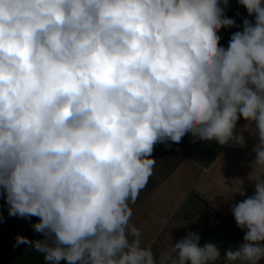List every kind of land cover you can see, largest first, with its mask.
<instances>
[{"label":"clouds","instance_id":"clouds-1","mask_svg":"<svg viewBox=\"0 0 264 264\" xmlns=\"http://www.w3.org/2000/svg\"><path fill=\"white\" fill-rule=\"evenodd\" d=\"M238 3L254 22L238 26L228 0H0V189L17 227L38 217L43 237L17 230L13 247L46 264H157L129 207L154 148L243 147L248 131L254 195L231 207L246 231L225 258H264V2ZM221 28L240 29L226 48ZM174 249L178 264L220 256L196 233Z\"/></svg>","mask_w":264,"mask_h":264},{"label":"crops","instance_id":"crops-1","mask_svg":"<svg viewBox=\"0 0 264 264\" xmlns=\"http://www.w3.org/2000/svg\"><path fill=\"white\" fill-rule=\"evenodd\" d=\"M246 123L240 118L236 131ZM240 134L245 138L243 147L228 143L213 153L202 150L189 138L180 149L154 148L153 175L129 207L130 222L140 231L138 243L144 251L152 252L157 264H163L165 254L172 253L169 258H175V243L188 233L199 235L200 246H217L220 256L208 264H252L243 258H225L227 250L238 249L246 231L237 227L231 207L254 195L255 187L248 176L258 137L248 131ZM220 154L221 164L217 163ZM237 180L243 181L244 196L237 192ZM128 239L134 241L136 237L129 235ZM258 264H264V258Z\"/></svg>","mask_w":264,"mask_h":264},{"label":"trees","instance_id":"trees-1","mask_svg":"<svg viewBox=\"0 0 264 264\" xmlns=\"http://www.w3.org/2000/svg\"><path fill=\"white\" fill-rule=\"evenodd\" d=\"M264 2V0H262ZM225 14L235 20L238 26L242 25V19L247 18L250 22H254V16H249L246 9L238 3V0H228V7L225 9ZM240 30L239 28H221L217 35L220 37L219 44L221 46L227 47L228 40L231 34L234 31ZM240 121L238 119L237 123ZM190 140H193L199 148L209 152H215L217 147L221 145L217 144L215 141L211 142H203L198 140L193 136L188 137ZM7 205L3 198L2 189H0V209L5 208ZM23 219V218H22ZM27 222H30V225L25 228H21L18 230L24 234L23 236L26 237L29 241L36 240V239H43L40 233H36L33 231L31 224L38 222V217H30L29 219H24ZM20 221V220H19ZM24 222V221H23ZM19 232V233H20ZM21 235V234H19ZM10 239V238H9ZM7 244L5 246L0 247V259L4 260V264H46L43 259V254L36 252L32 247L31 244L26 246L25 244H20L17 247H13L15 240H8L6 241ZM59 264H65V261L61 260Z\"/></svg>","mask_w":264,"mask_h":264},{"label":"rangeland","instance_id":"rangeland-1","mask_svg":"<svg viewBox=\"0 0 264 264\" xmlns=\"http://www.w3.org/2000/svg\"><path fill=\"white\" fill-rule=\"evenodd\" d=\"M5 206H7V207L0 209V247L5 246L7 244L6 241H8L10 239L15 240V237L18 235L16 233V231L18 230V227H17V224L13 220H15V219L20 220L21 219L18 217H9L8 213H7L8 205H5ZM20 234H21L20 236L24 235L21 232H20ZM25 245L29 246V244H25ZM169 254H172V253H169ZM169 254L164 255V257H166L167 259L162 261L163 264H178V259H176L177 252H175L176 257L173 259L169 258V256H170ZM4 263H5L4 260L1 258L0 264H4Z\"/></svg>","mask_w":264,"mask_h":264}]
</instances>
